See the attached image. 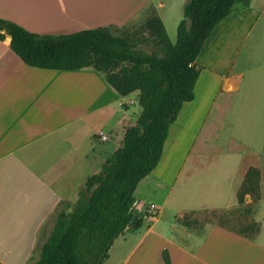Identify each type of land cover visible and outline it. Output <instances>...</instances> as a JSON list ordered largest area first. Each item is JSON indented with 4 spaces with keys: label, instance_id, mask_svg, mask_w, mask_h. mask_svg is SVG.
I'll list each match as a JSON object with an SVG mask.
<instances>
[{
    "label": "crops",
    "instance_id": "obj_1",
    "mask_svg": "<svg viewBox=\"0 0 264 264\" xmlns=\"http://www.w3.org/2000/svg\"><path fill=\"white\" fill-rule=\"evenodd\" d=\"M186 1L0 0V19L12 21L36 34L68 35L75 30L124 27L152 5L175 45ZM253 2L255 0L240 13H248ZM225 25L222 23L215 29L199 56L197 64L202 72L195 87V99L183 105L174 124L183 118L187 121L198 118L206 108L193 141L183 155H177V159L180 158L177 165L174 164L175 153L172 155V166H163L165 144L159 166L136 190L135 194L152 180V192L162 196L156 205L158 217H148L147 210L137 213L134 210L135 215L144 217V228L142 231L127 230L119 237L105 264L122 239L126 243L132 239L134 243L119 264H166L164 253L170 264H264L263 245L224 228L211 229L201 242L178 226L180 218H176L165 232L158 229L164 212L167 208L173 209L169 202L182 176L188 183L199 174L193 166L200 162L199 155L204 154L197 148L212 113L216 112V119L223 117L225 111L232 109L233 99L241 91L245 73L236 71L238 56L230 50V38L223 35L222 42L213 46L220 26ZM224 43L229 47L225 48ZM212 48L214 63L206 64L204 59ZM198 88H202L201 96ZM135 93L140 102V92ZM115 98L113 91L94 71L32 68L12 51L9 36L0 41V264H34L39 259V252L51 235L42 231L44 224L61 202L70 201L68 193L81 187L76 185L81 175L94 170L92 152H83L84 136L94 138L92 129L86 128L84 123L90 125L92 116L107 110ZM199 99L202 102L199 103ZM134 104L135 101L130 100L124 105L128 108ZM260 165L255 168L260 169ZM252 167L240 172L241 185ZM223 177L231 184L235 180L228 171L223 172ZM200 184L199 193L187 188L190 197L174 208L182 211L179 217L187 209L197 212L207 208L210 199L224 197L226 184L219 181V177L215 180L203 178ZM215 186L217 190L206 191ZM253 201L248 195L246 203ZM173 234L187 238L190 245L174 241ZM221 234L230 247L220 244V239L224 238L219 236ZM152 252L156 253L155 259L150 257Z\"/></svg>",
    "mask_w": 264,
    "mask_h": 264
},
{
    "label": "trees",
    "instance_id": "obj_2",
    "mask_svg": "<svg viewBox=\"0 0 264 264\" xmlns=\"http://www.w3.org/2000/svg\"><path fill=\"white\" fill-rule=\"evenodd\" d=\"M251 0H187L174 45L154 6L145 30L150 39L114 35L110 28L69 35H41L0 19V41L29 67L92 70L119 97L140 92L141 115L125 132L123 145L90 176L69 212H58L55 227L34 264H105L114 242L127 230L142 231L134 214L139 184L160 164L171 127L184 104L195 99L201 74L197 60L215 29ZM61 202L59 205H64ZM165 262L170 259L165 253Z\"/></svg>",
    "mask_w": 264,
    "mask_h": 264
},
{
    "label": "rangeland",
    "instance_id": "obj_3",
    "mask_svg": "<svg viewBox=\"0 0 264 264\" xmlns=\"http://www.w3.org/2000/svg\"><path fill=\"white\" fill-rule=\"evenodd\" d=\"M149 6L128 25L108 28L117 36L131 34L134 41L150 39L149 33L145 30V23L150 14ZM247 9L236 10L229 20L223 23V25H228L220 26L216 41L213 42V46L219 45L223 35L228 40L230 38V50L233 51L232 54L237 53L236 56L234 55L235 57L238 56L236 71L245 73L241 91L235 95L232 109L225 111L223 117L216 119V112L212 113L197 148L201 152L204 151V154L199 155L200 162L193 166L199 174L195 175L188 183H185V178L182 176L169 202L173 209L167 208L158 225V229L165 232L176 218H180L178 222L176 221L178 226L184 232L194 236L198 242H201L211 229L220 227L248 237L264 246V0H255L248 13H240ZM73 32L77 33L81 30ZM224 46L225 48L229 47L226 43ZM214 58L215 53L212 48L205 57L204 63L213 65ZM97 74L103 79L102 75ZM109 89L115 94L114 102L107 110L93 115L90 125L84 123L86 128L92 129L94 138L90 137L89 139L87 135L84 136L83 152L87 154L92 152L94 170L81 175L76 183L77 187L79 185L81 187L77 191L68 193L70 201L67 204L58 205L54 209L42 228L44 232L52 233L60 209L68 208L69 212L72 210L77 202L78 192L84 187L87 178L98 174L106 160L121 148L125 130L135 126L141 115L142 107L136 93L122 98L112 88L109 87ZM202 94V88H198V95ZM130 100H134L135 104L127 108L124 104ZM200 102H202L201 99H199ZM198 108H200L199 104ZM188 111L189 109L186 110V112ZM204 111L200 117L189 121L183 118L172 127L166 143L163 166L170 164L172 166L171 159L174 153L176 156L174 164H178L180 158L177 159V155L179 154V157L183 155L193 141ZM99 133L107 135L109 141H102L98 136ZM203 142L205 143L203 144ZM94 143L95 145H93ZM210 160H212L211 163H209ZM258 164H261L260 169L255 168ZM250 166L254 167L250 168L244 184L241 185L240 172ZM96 167L97 169H95ZM214 168L217 169L214 170ZM224 171H228L229 176L235 177L232 184L226 177H223ZM218 177L219 181L226 184V188L223 190L224 197L220 200L210 199L211 203L208 207L199 209L197 212H188L190 209H187L184 211L186 213L179 217L178 215L182 211L174 208L186 202L190 197L187 194V188H193L194 192L199 193L198 191L202 188L200 182L203 178L215 180ZM151 181L149 179L147 184H143L135 194L137 203L134 210L136 213L139 210L148 212L146 208H149L152 203L156 206L162 200V196H155L152 192ZM215 190H217L216 186L206 188V191L209 192ZM248 195L253 198L252 203H246ZM219 236L224 237L220 239V244L226 247L231 246L223 234ZM172 239L190 245L187 238H179L176 234L172 235ZM133 243L132 239L127 243L124 242V239L119 240L115 252L107 264H119L121 258L132 248ZM155 256L154 252L150 255L154 259Z\"/></svg>",
    "mask_w": 264,
    "mask_h": 264
},
{
    "label": "built area",
    "instance_id": "obj_4",
    "mask_svg": "<svg viewBox=\"0 0 264 264\" xmlns=\"http://www.w3.org/2000/svg\"><path fill=\"white\" fill-rule=\"evenodd\" d=\"M98 136H99V137L101 138V140L104 141V142L109 141V137H108L107 135L103 134V133H99ZM147 214H149L148 217H150V218H155V217H157V215H158L157 207H156L155 205H151V206L148 208V212H147Z\"/></svg>",
    "mask_w": 264,
    "mask_h": 264
}]
</instances>
